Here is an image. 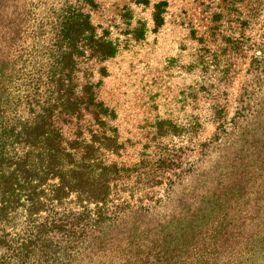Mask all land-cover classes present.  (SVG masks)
<instances>
[{"label":"trees","instance_id":"1","mask_svg":"<svg viewBox=\"0 0 264 264\" xmlns=\"http://www.w3.org/2000/svg\"><path fill=\"white\" fill-rule=\"evenodd\" d=\"M57 1L0 0V264L264 263V0L226 6L242 35L260 26L256 40L190 30L196 79L179 96L206 116L157 117L144 142L119 137L102 86L146 24L122 42L93 24L96 0ZM250 52L227 119L213 81L231 84ZM208 125L214 149L200 141ZM196 145L205 159L181 170Z\"/></svg>","mask_w":264,"mask_h":264},{"label":"rangeland","instance_id":"2","mask_svg":"<svg viewBox=\"0 0 264 264\" xmlns=\"http://www.w3.org/2000/svg\"><path fill=\"white\" fill-rule=\"evenodd\" d=\"M160 2L166 3L165 20L163 26L156 30L151 14L153 7ZM95 4L90 12L93 24L100 30H110L113 38L122 42L130 40L127 30L137 26L138 21L147 26L142 40L131 42L133 45L129 50L107 64L108 76L102 86V99L116 113L113 126L122 140L132 139V142H144L143 138L157 117L180 124L199 117V113L206 116L207 105L198 112L197 105L194 107L191 102L182 104V97L179 96L185 88L193 87L196 79V72H188L192 53L186 48L194 44L190 30L205 37L214 33L218 41L222 36H233L243 42L250 38L256 40L260 28L257 25L242 35L239 25L226 12L229 0H96ZM252 5V1L248 0L241 3V6L248 8H252ZM261 9L258 18L260 25L264 24L263 5ZM251 54L234 58L235 71L231 75V84L213 81L216 95L212 96L213 101L217 99L218 104H226L227 119L233 117L240 88L248 79L246 72ZM222 78L223 74L216 79L221 81ZM215 130L213 125H208L200 134L201 143L210 142V149H214L210 138ZM174 142L178 140L174 139ZM129 150L130 156L137 154ZM198 155L196 145L192 153L180 159L181 170L188 169L190 165L196 167V160L205 159ZM210 164L207 162L203 167L207 169ZM155 191L158 194L154 200L160 199L161 191L159 188ZM251 264L264 263L255 260Z\"/></svg>","mask_w":264,"mask_h":264}]
</instances>
